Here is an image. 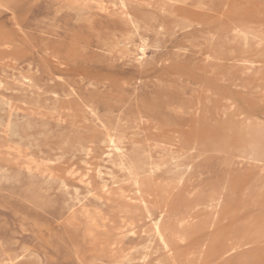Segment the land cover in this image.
<instances>
[{"label": "rangeland", "instance_id": "rangeland-1", "mask_svg": "<svg viewBox=\"0 0 264 264\" xmlns=\"http://www.w3.org/2000/svg\"><path fill=\"white\" fill-rule=\"evenodd\" d=\"M0 264H264V0H0Z\"/></svg>", "mask_w": 264, "mask_h": 264}, {"label": "bare ground", "instance_id": "bare-ground-1", "mask_svg": "<svg viewBox=\"0 0 264 264\" xmlns=\"http://www.w3.org/2000/svg\"><path fill=\"white\" fill-rule=\"evenodd\" d=\"M125 5V4H124ZM117 147V146H116ZM110 149V148H109ZM123 155V154H122ZM125 158V157H124ZM125 160V159H124ZM129 167V166H128ZM128 170H130L129 168H128ZM154 170V169H153ZM133 171V170H132ZM135 171V170H134ZM135 175V174H134ZM135 183H136V181H135ZM134 184V183H133ZM136 186V185H135ZM142 194V193H141ZM162 211H163V209H162ZM154 223H156V222H154ZM157 230V229H156ZM160 233V232H159ZM165 244V243H164ZM167 246V245H166ZM166 248H168V246L166 247ZM167 250V249H166ZM168 252V251H167ZM169 254V253H168ZM169 256V255H168ZM176 260H177V258H176ZM172 262V261H171ZM13 263V262H12ZM178 263V262H177Z\"/></svg>", "mask_w": 264, "mask_h": 264}]
</instances>
